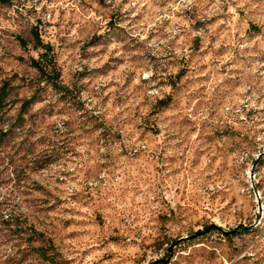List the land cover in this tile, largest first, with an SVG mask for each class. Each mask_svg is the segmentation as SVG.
Returning a JSON list of instances; mask_svg holds the SVG:
<instances>
[{
  "label": "rangeland",
  "instance_id": "rangeland-1",
  "mask_svg": "<svg viewBox=\"0 0 264 264\" xmlns=\"http://www.w3.org/2000/svg\"><path fill=\"white\" fill-rule=\"evenodd\" d=\"M1 89L0 264H264V0L0 3Z\"/></svg>",
  "mask_w": 264,
  "mask_h": 264
},
{
  "label": "trees",
  "instance_id": "trees-1",
  "mask_svg": "<svg viewBox=\"0 0 264 264\" xmlns=\"http://www.w3.org/2000/svg\"><path fill=\"white\" fill-rule=\"evenodd\" d=\"M0 3L2 4H10V0H0ZM35 39L37 42V45L44 50V53L40 55V58L38 60L33 59L31 62L32 67L35 68L41 76H45L47 73V69L44 66V62L50 60V63H52V75L54 77L55 82H57L60 78V74L59 72L56 70L55 65L53 64V60L51 57V53H52V49L48 46V45H44L41 40L40 37L37 33H35ZM4 89L0 90V142H3L5 140V138L7 137V131L3 130L1 128L2 124H3V109H4V102H5V93H4ZM12 222L6 221L5 224L7 225H11L12 226ZM43 256L45 258H48L46 254H43Z\"/></svg>",
  "mask_w": 264,
  "mask_h": 264
},
{
  "label": "built area",
  "instance_id": "built-area-1",
  "mask_svg": "<svg viewBox=\"0 0 264 264\" xmlns=\"http://www.w3.org/2000/svg\"><path fill=\"white\" fill-rule=\"evenodd\" d=\"M254 195H255L257 203H258V192H254Z\"/></svg>",
  "mask_w": 264,
  "mask_h": 264
},
{
  "label": "bare ground",
  "instance_id": "bare-ground-1",
  "mask_svg": "<svg viewBox=\"0 0 264 264\" xmlns=\"http://www.w3.org/2000/svg\"><path fill=\"white\" fill-rule=\"evenodd\" d=\"M258 201H259V196H258ZM260 210V207H259V209H258V211Z\"/></svg>",
  "mask_w": 264,
  "mask_h": 264
}]
</instances>
